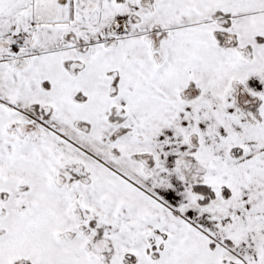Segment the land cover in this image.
I'll return each instance as SVG.
<instances>
[{
  "label": "snow or ice",
  "instance_id": "obj_1",
  "mask_svg": "<svg viewBox=\"0 0 264 264\" xmlns=\"http://www.w3.org/2000/svg\"><path fill=\"white\" fill-rule=\"evenodd\" d=\"M0 264H264V0H0Z\"/></svg>",
  "mask_w": 264,
  "mask_h": 264
}]
</instances>
